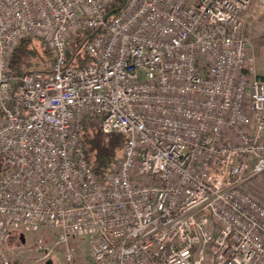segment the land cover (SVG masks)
<instances>
[{
	"label": "built area",
	"instance_id": "built-area-1",
	"mask_svg": "<svg viewBox=\"0 0 264 264\" xmlns=\"http://www.w3.org/2000/svg\"><path fill=\"white\" fill-rule=\"evenodd\" d=\"M0 0V264L14 232L90 239L95 264H264V80L248 65L264 0ZM85 30L84 66L68 61ZM41 36L50 72L9 69ZM87 125L125 136L103 180ZM68 264H81L68 254Z\"/></svg>",
	"mask_w": 264,
	"mask_h": 264
},
{
	"label": "trees",
	"instance_id": "trees-1",
	"mask_svg": "<svg viewBox=\"0 0 264 264\" xmlns=\"http://www.w3.org/2000/svg\"><path fill=\"white\" fill-rule=\"evenodd\" d=\"M125 1L111 0L106 7V15L111 17L119 13ZM89 39V33L85 30L73 32L72 39L69 40L70 50L68 54V61L73 65L81 67L88 62L89 55L85 50V43ZM54 57L55 52L46 45L43 38L32 33L19 39L9 61V69L18 76L25 74L34 67L50 72ZM258 77L264 80V76ZM2 118L0 112V121ZM82 138L88 161L96 176L103 180L114 169L115 162L122 155L125 136L121 133L105 134L100 128L87 125ZM17 233L20 234V232H14L12 235Z\"/></svg>",
	"mask_w": 264,
	"mask_h": 264
},
{
	"label": "rangeland",
	"instance_id": "rangeland-1",
	"mask_svg": "<svg viewBox=\"0 0 264 264\" xmlns=\"http://www.w3.org/2000/svg\"><path fill=\"white\" fill-rule=\"evenodd\" d=\"M253 26L256 27L253 32H246L249 40L248 65L254 74L264 76V35L258 31L261 27L256 23ZM254 192L264 196L260 188L257 192V185L254 186ZM5 250L10 264H68V254L81 264H95L90 253L89 237L71 236L67 242H59V235L46 228L11 234L5 242Z\"/></svg>",
	"mask_w": 264,
	"mask_h": 264
},
{
	"label": "crops",
	"instance_id": "crops-1",
	"mask_svg": "<svg viewBox=\"0 0 264 264\" xmlns=\"http://www.w3.org/2000/svg\"><path fill=\"white\" fill-rule=\"evenodd\" d=\"M263 15L260 16L257 19H250L248 21L247 27H246V32L247 34H250L251 32L254 31L256 27L253 25L256 23L257 26L261 27L258 28V31H262V34L264 35V10H263ZM257 185V192L258 188L264 191V174L258 176L255 178V180L249 185L250 189L254 192V186ZM263 202H264V196L258 195V193L254 192Z\"/></svg>",
	"mask_w": 264,
	"mask_h": 264
}]
</instances>
